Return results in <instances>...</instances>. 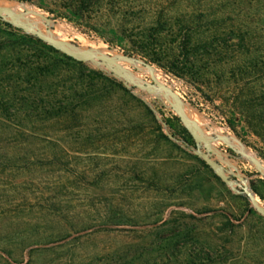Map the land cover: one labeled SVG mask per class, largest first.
I'll return each instance as SVG.
<instances>
[{
	"label": "rangeland",
	"instance_id": "obj_1",
	"mask_svg": "<svg viewBox=\"0 0 264 264\" xmlns=\"http://www.w3.org/2000/svg\"><path fill=\"white\" fill-rule=\"evenodd\" d=\"M1 2L3 61L37 35L82 62L53 52L58 74L126 90H99L41 139L0 142V264H264V159L192 86L41 0Z\"/></svg>",
	"mask_w": 264,
	"mask_h": 264
},
{
	"label": "trees",
	"instance_id": "obj_2",
	"mask_svg": "<svg viewBox=\"0 0 264 264\" xmlns=\"http://www.w3.org/2000/svg\"><path fill=\"white\" fill-rule=\"evenodd\" d=\"M166 2L41 0L39 5L121 46L125 55L183 79L193 87L199 110L200 102L207 105L213 120L264 159V0ZM229 6L236 14L226 10ZM19 38L22 48L7 49L10 62L0 57V142L41 139L34 130L66 118L73 123L77 108L99 90H126L99 71L80 72L75 80L73 74H58L53 52L76 60L37 35Z\"/></svg>",
	"mask_w": 264,
	"mask_h": 264
},
{
	"label": "bare ground",
	"instance_id": "obj_3",
	"mask_svg": "<svg viewBox=\"0 0 264 264\" xmlns=\"http://www.w3.org/2000/svg\"><path fill=\"white\" fill-rule=\"evenodd\" d=\"M1 1H2V0H0V8H1V5H2V4H1L2 2H1ZM4 2H5V1H4ZM7 4H8V3H7ZM3 6H4V5H3ZM5 7H6V5H5ZM5 7H4V8H5ZM10 7H11V6H10ZM1 9H2V8H1ZM3 11H4V10H3ZM188 117H189V116H188ZM191 117H192V116L190 115V118H191ZM196 119H197V118H196ZM196 119H195V121H196ZM193 122H194V121H193ZM195 123H197V122H195ZM199 123H200V122H199Z\"/></svg>",
	"mask_w": 264,
	"mask_h": 264
}]
</instances>
